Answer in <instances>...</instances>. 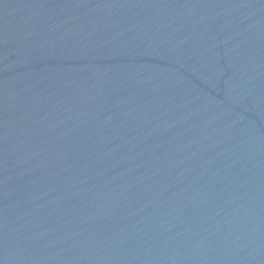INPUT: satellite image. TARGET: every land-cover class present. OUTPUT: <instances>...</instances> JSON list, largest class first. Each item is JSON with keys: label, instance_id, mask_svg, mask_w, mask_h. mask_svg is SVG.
<instances>
[{"label": "water", "instance_id": "1", "mask_svg": "<svg viewBox=\"0 0 264 264\" xmlns=\"http://www.w3.org/2000/svg\"><path fill=\"white\" fill-rule=\"evenodd\" d=\"M0 264H264V0H0Z\"/></svg>", "mask_w": 264, "mask_h": 264}]
</instances>
